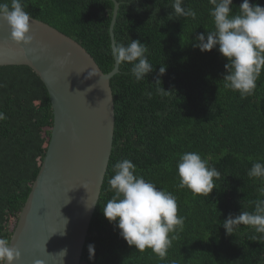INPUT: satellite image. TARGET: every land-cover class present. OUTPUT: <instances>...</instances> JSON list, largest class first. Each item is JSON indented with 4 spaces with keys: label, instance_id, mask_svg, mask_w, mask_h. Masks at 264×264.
<instances>
[{
    "label": "trees",
    "instance_id": "trees-1",
    "mask_svg": "<svg viewBox=\"0 0 264 264\" xmlns=\"http://www.w3.org/2000/svg\"><path fill=\"white\" fill-rule=\"evenodd\" d=\"M120 4L115 43L140 40L148 46L154 70L134 82L131 65L120 63L111 80L116 111L115 140L101 198L92 220L82 264H264V241L240 226L225 234L223 221L231 213L252 211L264 183L249 179L248 170L264 162V71L254 95L241 99L223 84L227 63L217 49L201 52L193 43L198 34L213 31L209 0H184L196 18L169 15L174 0H116ZM10 2V0H0ZM32 18L44 22L81 44L102 71L116 65L110 54L115 4L111 0H22ZM243 0H233L234 12ZM264 6V0H250ZM161 65L166 72L159 75ZM162 86L171 91L156 93ZM151 93V98H149ZM0 235L11 238L32 191L54 127L51 97L41 78L26 66L0 67ZM184 152H197L220 171L216 188L206 198L187 188L177 189V161ZM130 159L138 175L158 189L171 192L178 215L185 217L179 238L167 258L150 249L143 253L120 237L103 215L111 198L108 180L113 166ZM95 246L89 259L88 245Z\"/></svg>",
    "mask_w": 264,
    "mask_h": 264
},
{
    "label": "water",
    "instance_id": "water-1",
    "mask_svg": "<svg viewBox=\"0 0 264 264\" xmlns=\"http://www.w3.org/2000/svg\"><path fill=\"white\" fill-rule=\"evenodd\" d=\"M111 1L113 47L120 4ZM30 26L35 40L28 47L17 46L0 19V67L34 70L47 87L54 113L46 156L11 238L21 253L14 264H82L113 153L116 111L111 80L120 64L106 74L71 37L35 18ZM92 69L96 75L86 78Z\"/></svg>",
    "mask_w": 264,
    "mask_h": 264
},
{
    "label": "clouds",
    "instance_id": "clouds-1",
    "mask_svg": "<svg viewBox=\"0 0 264 264\" xmlns=\"http://www.w3.org/2000/svg\"><path fill=\"white\" fill-rule=\"evenodd\" d=\"M183 3L184 0H174L169 15L195 19L196 11L191 7H184ZM209 3L213 6L210 15L214 30L198 34L193 47L199 48L201 52L217 49L227 60L222 77L224 87L238 92L241 99L250 97L254 95L257 80L264 71V6L243 0L239 11L234 12L233 0H209ZM0 19L6 23L9 39L15 45L28 47L35 40L30 31L32 17L25 11L22 0L0 2ZM147 53L148 46L140 40H131L127 45L116 44L110 50L118 64L128 63L132 66L131 76L134 82L144 80L154 70ZM165 72L166 65H161L156 84L162 85L159 77ZM95 75V70L92 69L86 78ZM170 92L162 86L156 89V93L162 97ZM148 95L151 98V93ZM4 119L6 116L0 112V121ZM113 173L108 180L107 189L112 196L102 209L103 215L119 229L120 237L129 246H134L141 253L150 249L159 259H166L173 241L179 238L185 226V217L178 215L176 197L136 174V165L130 159L117 161L113 166ZM177 174V189L187 188L193 195L206 198L216 188L214 178L219 180L221 177L220 171L197 152H184L180 155ZM247 176L264 183V162H254ZM258 191L260 197H264V187ZM252 203V211L244 210L235 216L230 213L223 221L222 226L227 236L234 235L243 225L253 231V241H264V198H257ZM64 220L67 223L65 218ZM88 251L89 259L94 258L93 244L88 245ZM60 253L64 257L67 249ZM20 258V251L8 238L0 235V264H14ZM36 264L40 262L37 261Z\"/></svg>",
    "mask_w": 264,
    "mask_h": 264
},
{
    "label": "rangeland",
    "instance_id": "rangeland-1",
    "mask_svg": "<svg viewBox=\"0 0 264 264\" xmlns=\"http://www.w3.org/2000/svg\"><path fill=\"white\" fill-rule=\"evenodd\" d=\"M51 135H52V134H51ZM16 225H17V223L13 224V225L11 226V229H12V230L15 229Z\"/></svg>",
    "mask_w": 264,
    "mask_h": 264
}]
</instances>
